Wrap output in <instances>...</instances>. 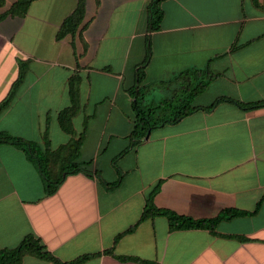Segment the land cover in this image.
<instances>
[{
  "label": "crops",
  "instance_id": "0c3cea01",
  "mask_svg": "<svg viewBox=\"0 0 264 264\" xmlns=\"http://www.w3.org/2000/svg\"><path fill=\"white\" fill-rule=\"evenodd\" d=\"M12 2L0 5V102L23 74L0 133L51 153L79 140V170L47 195L25 154L0 144V249L30 234L62 263L264 264V105L202 110L264 102V0H163L151 32L149 0H84L80 30L61 39L75 0H34L22 17L4 15ZM146 57L142 105L210 80L193 112L132 143L127 90ZM151 192L155 208L193 220L240 215L170 231L161 216L139 221Z\"/></svg>",
  "mask_w": 264,
  "mask_h": 264
},
{
  "label": "trees",
  "instance_id": "16d2710c",
  "mask_svg": "<svg viewBox=\"0 0 264 264\" xmlns=\"http://www.w3.org/2000/svg\"><path fill=\"white\" fill-rule=\"evenodd\" d=\"M34 0H13L9 8L6 10V16L10 17H22L25 15L29 4ZM163 0H149L146 5V30L148 32L155 31L158 29L159 22L162 17V12L160 9V3ZM1 5V0H0ZM84 14V0H75V6L73 11L64 18L61 25L56 33V39H61L64 36H71L80 30V25L82 22V17ZM147 62V57L142 61V63L135 70L134 84L132 88L128 89L127 92L133 99L132 110L134 113V125L130 134L132 143L138 142L148 130H152L164 125L175 124L182 117L190 114L195 110V108L190 107V102L193 96L202 91L210 80L208 74L205 75L206 81L201 80L197 82L191 88L187 85L180 89L176 100L169 102H159L155 105H142L139 98V92L137 91L136 85L142 79V69ZM188 71H184L180 74H187ZM192 72V71H191ZM23 74V70L20 67L18 70V77L6 97L0 102V113L9 104L14 90L19 83ZM178 75V76H179ZM221 101L232 102L241 109H256L264 105V102L252 103V104H241L235 101H229L223 98L216 99L211 105L202 109L209 110L215 104ZM67 111H62L58 117V123L62 130L65 129V123L67 121L66 117ZM0 144H7L16 149L22 151L28 161L33 165L36 172L38 173L41 181L44 194H52L57 186L62 182L67 174L78 171L79 168L75 163L77 158L79 140L73 143L66 144L55 152L51 153L47 149H42L38 145L32 142L23 141L16 138H11L5 134L0 133ZM153 192L148 195L146 199L143 211L141 213L139 221L145 218H152L154 216H161L167 222L168 230H193V229H207L212 231L214 226L220 221L229 220L240 213L235 211H222L218 216L209 220H193L187 217L178 216L170 211L155 208L152 205ZM132 231L129 228L126 233ZM110 252H106L109 254ZM23 257H32L51 264H81L85 262L89 256L84 255L75 258L69 262H59L53 256L48 253L45 248L41 245L37 238L33 235L24 236L19 243L10 249L2 248L0 249V264H19ZM117 260L120 261H137L135 258L131 257H119ZM142 264H147L146 262H141Z\"/></svg>",
  "mask_w": 264,
  "mask_h": 264
},
{
  "label": "rangeland",
  "instance_id": "374dc122",
  "mask_svg": "<svg viewBox=\"0 0 264 264\" xmlns=\"http://www.w3.org/2000/svg\"><path fill=\"white\" fill-rule=\"evenodd\" d=\"M151 98L154 100V101H157L158 100V98H160L156 93H153V94H151Z\"/></svg>",
  "mask_w": 264,
  "mask_h": 264
}]
</instances>
